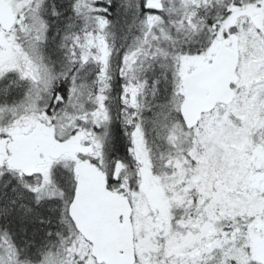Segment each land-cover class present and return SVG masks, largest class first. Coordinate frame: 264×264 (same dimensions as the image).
Listing matches in <instances>:
<instances>
[{
	"label": "snow or ice",
	"instance_id": "snow-or-ice-1",
	"mask_svg": "<svg viewBox=\"0 0 264 264\" xmlns=\"http://www.w3.org/2000/svg\"><path fill=\"white\" fill-rule=\"evenodd\" d=\"M0 264H264V0H0Z\"/></svg>",
	"mask_w": 264,
	"mask_h": 264
}]
</instances>
